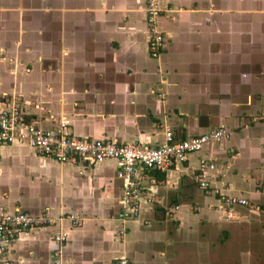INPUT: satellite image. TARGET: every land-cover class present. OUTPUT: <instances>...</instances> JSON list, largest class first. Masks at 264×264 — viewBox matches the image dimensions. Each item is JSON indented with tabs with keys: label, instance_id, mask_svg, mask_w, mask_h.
<instances>
[{
	"label": "crops",
	"instance_id": "1",
	"mask_svg": "<svg viewBox=\"0 0 264 264\" xmlns=\"http://www.w3.org/2000/svg\"><path fill=\"white\" fill-rule=\"evenodd\" d=\"M160 2L154 59L145 0H0V106L17 103L25 122L64 120L74 136L145 146L165 128L176 139L229 130L179 169L139 167L141 190L156 201L127 222L116 160L61 163L0 143V208L47 220L12 239L14 264H55L59 232L60 264L264 260V0ZM202 156L215 162L203 177L247 204L221 208L198 185Z\"/></svg>",
	"mask_w": 264,
	"mask_h": 264
},
{
	"label": "built area",
	"instance_id": "2",
	"mask_svg": "<svg viewBox=\"0 0 264 264\" xmlns=\"http://www.w3.org/2000/svg\"><path fill=\"white\" fill-rule=\"evenodd\" d=\"M144 10L149 34L147 50L154 59H157L164 44V35L158 25V19L162 13L160 0H145ZM23 115V110L17 103L0 106L1 144L19 141L61 163L95 164L107 159L117 161L116 177L120 180L122 189L120 199L122 210L118 217L122 222L137 218L143 202L156 201L153 195L142 192L137 176L139 167L179 169L180 164L188 158L190 153L200 151L205 143H218L229 134L227 128L218 127L203 134L176 139L173 131L165 128L163 139L158 145L145 146L138 142L121 143L115 140L74 136L69 134L64 120H60L50 128L38 127L33 123L25 122ZM214 168V158L206 156L199 158L200 172L194 175L198 185L204 191L217 195L221 208L247 204L246 198L229 195L203 177L202 172ZM256 191L264 193V187ZM46 221L43 215L34 216L25 211L12 213L0 208V264H14L9 256V248L15 236ZM123 232L124 230L119 231L118 235L122 236ZM65 236V233L60 232L53 235L54 241L58 244V248L54 250V256L57 258L55 264H60L61 247ZM116 264H132V261L126 256H120Z\"/></svg>",
	"mask_w": 264,
	"mask_h": 264
},
{
	"label": "rangeland",
	"instance_id": "3",
	"mask_svg": "<svg viewBox=\"0 0 264 264\" xmlns=\"http://www.w3.org/2000/svg\"><path fill=\"white\" fill-rule=\"evenodd\" d=\"M243 259H244V257H243ZM255 260H257L258 262H259V264H264V260H263V258L261 259V260H263L262 262L259 260V256L257 255V256H255V258H254Z\"/></svg>",
	"mask_w": 264,
	"mask_h": 264
}]
</instances>
